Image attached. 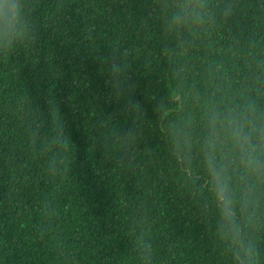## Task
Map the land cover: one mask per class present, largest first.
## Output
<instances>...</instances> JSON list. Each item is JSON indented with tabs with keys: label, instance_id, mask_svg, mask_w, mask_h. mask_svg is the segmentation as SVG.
I'll list each match as a JSON object with an SVG mask.
<instances>
[{
	"label": "trees",
	"instance_id": "obj_1",
	"mask_svg": "<svg viewBox=\"0 0 264 264\" xmlns=\"http://www.w3.org/2000/svg\"><path fill=\"white\" fill-rule=\"evenodd\" d=\"M201 2L33 0L0 56V264H264V178L232 172L241 258L204 145L217 114L264 124V0Z\"/></svg>",
	"mask_w": 264,
	"mask_h": 264
},
{
	"label": "clouds",
	"instance_id": "obj_2",
	"mask_svg": "<svg viewBox=\"0 0 264 264\" xmlns=\"http://www.w3.org/2000/svg\"><path fill=\"white\" fill-rule=\"evenodd\" d=\"M172 4L171 19L177 26L199 19L204 7L201 0H172ZM34 11L33 0H0V56L8 57L35 39ZM108 71L118 92L131 90L132 85L123 79L126 68L119 59H113ZM128 101L131 108L140 110L139 101L132 95L128 96ZM204 145L208 184L218 204L222 227L231 230L232 242L241 258L251 257L254 248L245 243L237 225L232 172L235 168L240 176L264 178V124L217 114L209 120Z\"/></svg>",
	"mask_w": 264,
	"mask_h": 264
}]
</instances>
